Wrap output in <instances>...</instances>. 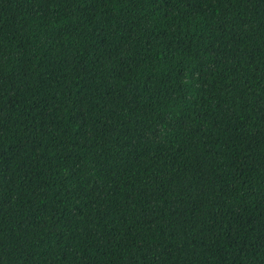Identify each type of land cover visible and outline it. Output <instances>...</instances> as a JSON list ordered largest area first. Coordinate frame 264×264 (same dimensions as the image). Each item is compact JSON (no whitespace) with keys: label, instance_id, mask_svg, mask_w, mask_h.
<instances>
[{"label":"trees","instance_id":"16d2710c","mask_svg":"<svg viewBox=\"0 0 264 264\" xmlns=\"http://www.w3.org/2000/svg\"><path fill=\"white\" fill-rule=\"evenodd\" d=\"M0 264H264V0H0Z\"/></svg>","mask_w":264,"mask_h":264}]
</instances>
